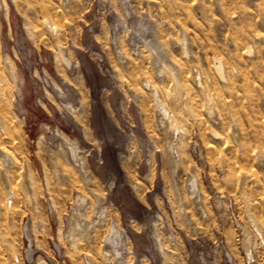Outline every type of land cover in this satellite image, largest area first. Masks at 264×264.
I'll list each match as a JSON object with an SVG mask.
<instances>
[{
    "label": "rangeland",
    "instance_id": "374dc122",
    "mask_svg": "<svg viewBox=\"0 0 264 264\" xmlns=\"http://www.w3.org/2000/svg\"><path fill=\"white\" fill-rule=\"evenodd\" d=\"M6 1L0 264H264V0Z\"/></svg>",
    "mask_w": 264,
    "mask_h": 264
},
{
    "label": "bare ground",
    "instance_id": "6f19581e",
    "mask_svg": "<svg viewBox=\"0 0 264 264\" xmlns=\"http://www.w3.org/2000/svg\"><path fill=\"white\" fill-rule=\"evenodd\" d=\"M4 1V3H6V5H7V1L6 0H3ZM67 61V60H66ZM217 68H218V70H220V64L217 66ZM7 201H9V200H7ZM37 232V231H36ZM36 232H34L35 233V237H34V239H35V241H36V246L38 247V248H41L40 247V244H41V242H40V237L37 235V233ZM19 263H23V261L22 260H20L19 261Z\"/></svg>",
    "mask_w": 264,
    "mask_h": 264
},
{
    "label": "water",
    "instance_id": "95a60500",
    "mask_svg": "<svg viewBox=\"0 0 264 264\" xmlns=\"http://www.w3.org/2000/svg\"><path fill=\"white\" fill-rule=\"evenodd\" d=\"M24 231H25V235H26L27 239H29V240L32 239L33 233H32L31 226L29 225L28 222L26 223Z\"/></svg>",
    "mask_w": 264,
    "mask_h": 264
},
{
    "label": "built area",
    "instance_id": "2783aa9c",
    "mask_svg": "<svg viewBox=\"0 0 264 264\" xmlns=\"http://www.w3.org/2000/svg\"><path fill=\"white\" fill-rule=\"evenodd\" d=\"M11 193H12V192H11ZM10 196H12V195H10ZM9 201H10V203L12 202L11 200H9ZM22 259H23V258H22V257L20 258V256H16V257H15V261H16V262H19V261L22 260Z\"/></svg>",
    "mask_w": 264,
    "mask_h": 264
}]
</instances>
